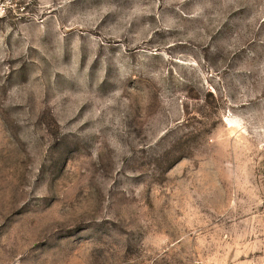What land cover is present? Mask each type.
Returning a JSON list of instances; mask_svg holds the SVG:
<instances>
[{
    "label": "rangeland",
    "instance_id": "obj_1",
    "mask_svg": "<svg viewBox=\"0 0 264 264\" xmlns=\"http://www.w3.org/2000/svg\"><path fill=\"white\" fill-rule=\"evenodd\" d=\"M16 1L0 264H264V0Z\"/></svg>",
    "mask_w": 264,
    "mask_h": 264
},
{
    "label": "built area",
    "instance_id": "obj_2",
    "mask_svg": "<svg viewBox=\"0 0 264 264\" xmlns=\"http://www.w3.org/2000/svg\"><path fill=\"white\" fill-rule=\"evenodd\" d=\"M20 9L24 10L25 8L22 4L19 5L16 0H0V19H4L12 15L17 16V18L20 19L29 16L28 12L19 14L18 10L20 11Z\"/></svg>",
    "mask_w": 264,
    "mask_h": 264
}]
</instances>
